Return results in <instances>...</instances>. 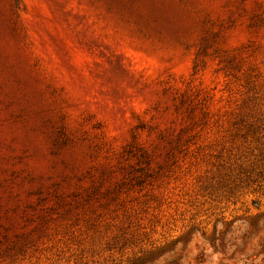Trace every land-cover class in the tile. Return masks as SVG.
Segmentation results:
<instances>
[{"label": "rangeland", "instance_id": "374dc122", "mask_svg": "<svg viewBox=\"0 0 264 264\" xmlns=\"http://www.w3.org/2000/svg\"><path fill=\"white\" fill-rule=\"evenodd\" d=\"M0 264H264V0H0Z\"/></svg>", "mask_w": 264, "mask_h": 264}]
</instances>
